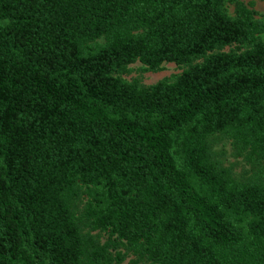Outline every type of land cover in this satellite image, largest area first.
<instances>
[{"label":"trees","instance_id":"trees-1","mask_svg":"<svg viewBox=\"0 0 264 264\" xmlns=\"http://www.w3.org/2000/svg\"><path fill=\"white\" fill-rule=\"evenodd\" d=\"M225 1L0 0V264H264V20Z\"/></svg>","mask_w":264,"mask_h":264},{"label":"rangeland","instance_id":"rangeland-1","mask_svg":"<svg viewBox=\"0 0 264 264\" xmlns=\"http://www.w3.org/2000/svg\"><path fill=\"white\" fill-rule=\"evenodd\" d=\"M245 5L249 6L252 2L251 8L254 9V18L264 20V0H241ZM225 9L231 16L234 15V5L230 0L225 1ZM260 37L264 40V32L260 33ZM229 47L225 46L223 49L227 50ZM182 66L177 65L174 62H164L161 68L158 70H145L144 64L139 60L127 65V70L119 74L122 78L130 80L132 78H139L143 84H151L163 78L173 77L175 74L182 70ZM214 148L217 151H223L222 160L226 165H231L235 174L246 175L249 165L241 158V156H235L232 154V149L229 141L226 139H218ZM100 239H103L104 233L98 234ZM133 256L127 254L122 262L118 264H134L132 263ZM138 264H149L147 262H140Z\"/></svg>","mask_w":264,"mask_h":264}]
</instances>
